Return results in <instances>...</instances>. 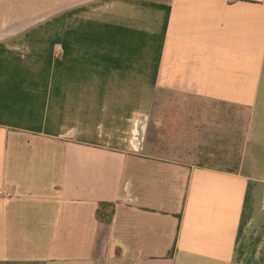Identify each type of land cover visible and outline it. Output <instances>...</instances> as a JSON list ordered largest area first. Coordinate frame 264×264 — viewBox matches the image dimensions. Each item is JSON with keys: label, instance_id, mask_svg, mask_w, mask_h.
Returning a JSON list of instances; mask_svg holds the SVG:
<instances>
[{"label": "crops", "instance_id": "0c3cea01", "mask_svg": "<svg viewBox=\"0 0 264 264\" xmlns=\"http://www.w3.org/2000/svg\"><path fill=\"white\" fill-rule=\"evenodd\" d=\"M246 202L262 249L264 0H0V264H253Z\"/></svg>", "mask_w": 264, "mask_h": 264}, {"label": "rangeland", "instance_id": "374dc122", "mask_svg": "<svg viewBox=\"0 0 264 264\" xmlns=\"http://www.w3.org/2000/svg\"><path fill=\"white\" fill-rule=\"evenodd\" d=\"M246 118H244L245 120ZM155 118L151 121V131L153 136H155ZM246 123H243V130H245ZM216 128V127H215ZM176 129H179L178 127ZM172 129V135H177V130ZM195 130H198L197 127H194ZM171 133V129H170ZM170 135V134H168ZM229 135H227V140H222V133H219V130L214 129L212 126V131H205L200 129V133L197 136L192 135L196 138V144L199 143L200 147L197 149L191 150L187 153L183 149H174L173 142L170 141V136L166 139H162L158 145V155L168 158H176L180 160L190 159L194 157L196 164L200 166L215 167L221 169H234L238 167V150L234 148H228L231 143L229 140ZM191 136V137H192ZM155 140V137L153 138ZM205 140V141H204ZM195 144V145H196ZM227 146V147H226ZM250 203L246 209L245 220L242 228V232L238 242V257L245 262H252L253 264H264V246L261 247V238L256 235L255 231L252 232L250 219Z\"/></svg>", "mask_w": 264, "mask_h": 264}, {"label": "trees", "instance_id": "16d2710c", "mask_svg": "<svg viewBox=\"0 0 264 264\" xmlns=\"http://www.w3.org/2000/svg\"><path fill=\"white\" fill-rule=\"evenodd\" d=\"M246 209H247V202H246ZM113 215H114V205L113 204L104 203L100 205V208L97 213V216L100 222L104 223L105 225H110L113 219ZM245 215L246 213L244 211L242 227L244 224ZM247 263H252V262H247Z\"/></svg>", "mask_w": 264, "mask_h": 264}]
</instances>
